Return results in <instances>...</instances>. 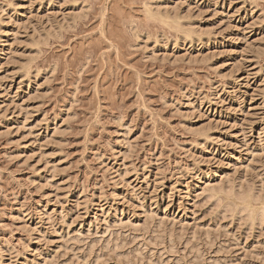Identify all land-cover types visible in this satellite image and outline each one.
Instances as JSON below:
<instances>
[{
	"label": "rangeland",
	"instance_id": "1",
	"mask_svg": "<svg viewBox=\"0 0 264 264\" xmlns=\"http://www.w3.org/2000/svg\"><path fill=\"white\" fill-rule=\"evenodd\" d=\"M261 205L264 0H0V264H264Z\"/></svg>",
	"mask_w": 264,
	"mask_h": 264
},
{
	"label": "bare ground",
	"instance_id": "2",
	"mask_svg": "<svg viewBox=\"0 0 264 264\" xmlns=\"http://www.w3.org/2000/svg\"><path fill=\"white\" fill-rule=\"evenodd\" d=\"M152 12V11H151ZM151 12H147V13H151ZM150 15V14H149ZM169 22V21H168ZM169 25V24H168ZM175 24L173 23V25L172 26H174ZM177 26V25H176ZM176 26H174V27H176ZM180 26V25H179ZM189 32H191V31H189ZM187 33V32H186ZM184 34V33H183ZM190 34V33H189ZM187 35V34H186ZM191 36V35H190ZM182 38V37H181ZM127 169H129V168H126V170ZM249 190V189H248ZM250 191V190H249ZM248 191V192H249ZM234 192V191H233ZM247 192V191H246ZM235 193V192H234ZM235 195V194H234ZM236 196V198H234V200L232 201V205H231V203L230 204H228V205H231L232 207H230L229 208V210L230 211H235V210H237L238 208L240 209V211H238L239 213H242V215L245 217V216H247L248 217V220H249V218H252L251 216H253L254 217V215H256L257 214V212H256V214H255V212H253V210L250 208V204H251V202L254 200V197H253V195H251V193H245V192H241V193H239L238 195H235ZM234 196V197H235ZM236 200V201H235ZM255 200H256V198H255ZM257 201V200H256ZM254 202V201H253ZM257 204V203H256ZM259 204V203H258ZM260 204H262V201H261V203ZM226 206V205H225ZM254 206V205H253ZM256 206V205H255ZM228 210V211H229ZM258 210V209H257ZM256 210V211H257ZM237 212V213H238ZM245 214V215H244ZM254 214V215H253ZM258 214H260V216H261V218H263L264 217V206L262 207V205H261V208L259 209V211H258ZM256 217V216H255ZM243 218V217H242ZM245 219V218H244ZM256 219V218H255ZM264 219V218H263ZM251 220H253V219H251ZM260 220V219H259ZM262 222V221H261ZM121 261V260H120ZM122 262V261H121ZM125 264V263H124ZM127 264H129V263H127Z\"/></svg>",
	"mask_w": 264,
	"mask_h": 264
}]
</instances>
